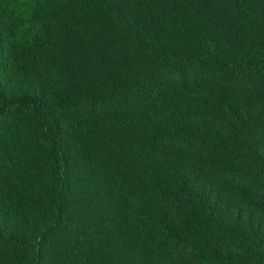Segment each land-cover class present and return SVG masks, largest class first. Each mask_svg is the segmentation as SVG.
Instances as JSON below:
<instances>
[{"label": "trees", "instance_id": "16d2710c", "mask_svg": "<svg viewBox=\"0 0 264 264\" xmlns=\"http://www.w3.org/2000/svg\"><path fill=\"white\" fill-rule=\"evenodd\" d=\"M0 264H264V0H0Z\"/></svg>", "mask_w": 264, "mask_h": 264}]
</instances>
